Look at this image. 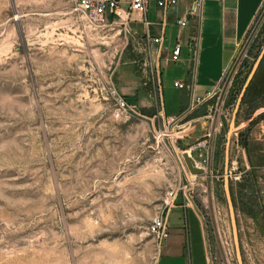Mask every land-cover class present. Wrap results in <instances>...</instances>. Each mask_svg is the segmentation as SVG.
<instances>
[{
	"label": "rangeland",
	"instance_id": "obj_1",
	"mask_svg": "<svg viewBox=\"0 0 264 264\" xmlns=\"http://www.w3.org/2000/svg\"><path fill=\"white\" fill-rule=\"evenodd\" d=\"M72 8L0 0V264H154L150 222L179 203L202 217L210 263L238 264L224 148L264 49V3L213 98L217 131L205 146L181 132L193 113L170 121L159 109L118 110L110 88L127 36ZM250 82L226 176L241 263L264 264V64L248 91Z\"/></svg>",
	"mask_w": 264,
	"mask_h": 264
},
{
	"label": "crops",
	"instance_id": "obj_2",
	"mask_svg": "<svg viewBox=\"0 0 264 264\" xmlns=\"http://www.w3.org/2000/svg\"><path fill=\"white\" fill-rule=\"evenodd\" d=\"M129 1L121 0L124 12ZM263 3L177 0L172 9L164 11L149 2L144 15L129 14L124 29L114 21L113 25L127 36L129 51L121 55L112 72V86L127 105L136 109H159L166 119L195 114L181 125V132L205 146L217 131L210 116L213 98ZM179 20L185 25H178ZM158 37V44L146 41ZM176 45L179 58L171 62ZM176 82L184 87H174ZM249 136L258 140L253 131ZM227 163L228 154L224 174ZM165 221L168 236L160 243L154 264H211L205 225L194 207L176 204Z\"/></svg>",
	"mask_w": 264,
	"mask_h": 264
},
{
	"label": "built area",
	"instance_id": "obj_3",
	"mask_svg": "<svg viewBox=\"0 0 264 264\" xmlns=\"http://www.w3.org/2000/svg\"><path fill=\"white\" fill-rule=\"evenodd\" d=\"M72 5L73 11L79 12L87 17V19L93 23L95 26L99 28H106L110 24V20L112 24L114 21L118 24L122 29L125 27V23L129 19V14L131 12H136L139 15H144L149 2H153L154 5L167 11L172 9L177 0H130L128 4L127 11H123L120 8L121 0H66ZM196 7L199 6V2H196ZM193 14V10L190 12V15ZM178 25L184 26L185 21L179 20L177 22ZM147 42L158 44L160 43V37L147 39ZM180 49L176 45L170 54V61L175 62L179 58ZM174 87L183 88L184 86L179 83H173ZM110 94L114 98L118 110L126 111L129 108H133L127 105L117 94L114 87L110 88ZM170 121H173L175 118H169ZM175 198V194L171 191L167 194V199H170V202ZM148 232L154 237V239L160 244L163 242L167 236V226L164 217H155L151 220L150 225L148 227Z\"/></svg>",
	"mask_w": 264,
	"mask_h": 264
},
{
	"label": "water",
	"instance_id": "obj_4",
	"mask_svg": "<svg viewBox=\"0 0 264 264\" xmlns=\"http://www.w3.org/2000/svg\"><path fill=\"white\" fill-rule=\"evenodd\" d=\"M264 56V49L261 51L252 71L250 76L248 77L246 84L244 85L239 98H238V102L236 103V107L234 109V112L232 113V117H231V121L230 124L228 125V131H227V135H226V144H225V148H224V162L226 164L227 162V154H228V138L230 137V133L233 130V120H234V116L236 113V110L238 109V105H239V101L245 91V88L247 87L248 83L250 82V80L252 79L261 59ZM183 160L184 163L186 165L187 170L194 175H201L203 174V169L200 167H196L194 161L187 155V154H183ZM226 170V169H225ZM223 189H224V194H225V198H226V203H227V208H228V213H229V219H230V224H231V230H232V237H233V241H234V246H235V252H236V259H237V263L238 264H242L241 263V259H240V255H239V251H238V245H237V237H236V232H235V225H234V214H233V209H232V203H231V198H230V193H229V189H228V181H227V176H226V171L224 174V180H223Z\"/></svg>",
	"mask_w": 264,
	"mask_h": 264
},
{
	"label": "trees",
	"instance_id": "obj_5",
	"mask_svg": "<svg viewBox=\"0 0 264 264\" xmlns=\"http://www.w3.org/2000/svg\"><path fill=\"white\" fill-rule=\"evenodd\" d=\"M263 64H264V56H263L262 60L260 61L259 65H258L256 75L254 76L252 82H250V84L248 86V91H249V88L253 87V82H255V79L257 78V74L259 73L261 67H263ZM246 92H247V89H246Z\"/></svg>",
	"mask_w": 264,
	"mask_h": 264
},
{
	"label": "bare ground",
	"instance_id": "obj_6",
	"mask_svg": "<svg viewBox=\"0 0 264 264\" xmlns=\"http://www.w3.org/2000/svg\"><path fill=\"white\" fill-rule=\"evenodd\" d=\"M197 167V166H196Z\"/></svg>",
	"mask_w": 264,
	"mask_h": 264
}]
</instances>
